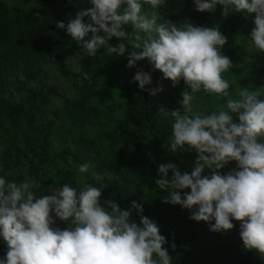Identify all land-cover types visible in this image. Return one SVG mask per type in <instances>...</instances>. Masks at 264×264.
Masks as SVG:
<instances>
[{
	"label": "clouds",
	"instance_id": "1",
	"mask_svg": "<svg viewBox=\"0 0 264 264\" xmlns=\"http://www.w3.org/2000/svg\"><path fill=\"white\" fill-rule=\"evenodd\" d=\"M90 2L92 7L79 11L67 24L57 22L56 27L65 29L91 57L102 47L123 56L125 43L108 44L112 37L122 38L132 46L127 67L147 59L174 87L183 79L190 89L182 92L185 114L170 112L173 122L169 144L174 153L194 149L198 156L190 174H181L174 163L159 165L161 178L155 183L160 189H170L164 202L189 210L197 206L190 219L208 222L213 232L231 230L235 227L232 221H239L245 249L264 257V143L258 142L264 137V100L259 99L262 92L245 89L238 93L239 99H227L225 106L209 115H189L195 93L203 90L229 95L230 85L223 73L233 64L220 51L227 37L217 27L158 23L156 9L164 0ZM194 4L200 12H214L221 5L224 17L233 11L255 13L250 37L254 47L264 52V0H194ZM122 5L126 7L121 14ZM143 5L151 6L150 16L142 12ZM126 25H131L134 35L124 29ZM89 33L90 38L85 39ZM134 82L145 90L152 79L149 73L137 71ZM162 90L149 89L153 96ZM159 111L169 115L163 108ZM232 114L238 116L239 123L234 122ZM231 161L237 162L236 168L221 175L219 170ZM205 168L210 175L202 176ZM88 169L89 164L84 163L78 171L86 173ZM93 176L98 181L104 179L99 173ZM33 187L34 182L6 183L0 178V235L8 245L0 264H172L163 247L166 238L153 220L142 215L143 206L136 201L131 209L121 210L109 199L106 209L101 206V189L91 184H85L79 192L64 184L55 194L40 197L35 196ZM184 189L191 191L182 197ZM132 209L140 216L139 224L131 220ZM53 212L56 218L68 222L66 229L52 227Z\"/></svg>",
	"mask_w": 264,
	"mask_h": 264
},
{
	"label": "trees",
	"instance_id": "2",
	"mask_svg": "<svg viewBox=\"0 0 264 264\" xmlns=\"http://www.w3.org/2000/svg\"><path fill=\"white\" fill-rule=\"evenodd\" d=\"M161 6L166 11L165 23L175 24L177 27H182L185 23L208 28L217 27L222 35L227 37L226 44L231 46L237 45L236 40L246 41L251 38V31L255 27V13L233 11L224 17L221 5H217L214 12L197 11L194 0H164ZM90 7V0H0V121L5 117L15 131L20 130L23 144L18 145L16 138H13L5 151L8 152L12 146L16 156L24 159L36 173L38 169L42 171V163L49 157L48 132L34 124L35 109L47 95L41 89L27 88V82L35 78L41 63L55 59L62 52L78 50L80 44L73 40L65 29L57 28L56 23L67 24L79 11ZM214 15L218 16V21L213 25ZM84 22L88 23L89 18L85 17ZM124 29L130 34L131 25L124 26ZM90 36L91 33L85 39ZM122 41L124 39L112 37L108 44L113 46ZM105 51L102 47L96 55ZM153 69L147 59L137 61L134 66L135 74L137 71H144L150 74L151 79ZM77 78L80 81L77 85V96L75 99L66 100L65 110L76 122L86 125L101 114L98 107L91 102V98L100 92V86L88 70ZM181 81L190 91L185 81ZM242 82L248 88H256L264 82V52L260 51V57L250 63V69ZM147 87L148 85L145 90H131L125 95L121 115L112 126L103 130L99 137L106 140L105 146L111 153V158L118 161L123 159V150L116 148L117 144L132 146L137 157L136 167L145 182L144 187L150 183L153 184L152 188L148 191L143 188L135 189L130 184V176H124L123 181L116 177H106L103 179V186L100 181L89 178L83 186L91 184L100 188L101 206L106 209L108 205L105 201L109 199L119 207L123 203L132 204L133 201L141 204L142 215L153 220L158 225L160 234L166 238L163 247L167 249L172 264H206L208 255L201 253L199 262L194 251L200 249L203 242L207 244L211 240L214 241V232L203 233L200 222L182 214L178 205L165 203L164 197L170 189H160L155 183L161 178L157 167L170 147L169 137L172 135L173 122L170 112L176 108L172 103H159L154 96L147 93ZM8 88L10 91L6 92ZM20 90L28 92L26 100H15L12 97L14 92ZM194 95L202 106L211 105V94L201 90ZM161 108L168 111L169 115L165 116L160 112ZM232 115L234 122L239 123L238 116ZM258 142L264 143V137H259ZM196 154L198 155L197 152ZM6 165L0 158V178L5 179L7 183L10 181L5 173ZM103 165L109 168L113 164L105 160ZM236 166L237 162L231 161L219 172L225 175ZM63 181L76 188L77 192L81 190L68 173H64ZM42 195L48 194L40 187L35 196ZM132 218L137 224L140 223V216L135 209L132 211ZM232 223L235 225L233 229L221 232L226 238L214 242L218 246L214 251L222 257L227 255L234 264H264V257L259 253L245 249L240 237V222L233 220ZM0 246L3 248L0 259H5L8 245L0 239Z\"/></svg>",
	"mask_w": 264,
	"mask_h": 264
},
{
	"label": "rangeland",
	"instance_id": "3",
	"mask_svg": "<svg viewBox=\"0 0 264 264\" xmlns=\"http://www.w3.org/2000/svg\"><path fill=\"white\" fill-rule=\"evenodd\" d=\"M141 2L143 3V0ZM124 7L126 5L121 6V14ZM151 11L150 5H143L142 12H147L150 16ZM156 11L158 23H165L166 11L162 6H159ZM217 21L218 16L214 15L212 24L214 25ZM134 34L131 27L130 35ZM141 35L143 34L141 33ZM120 43H125L126 47L123 56L110 53L106 50L95 57H91L88 56L87 52L80 45L76 52H62L55 59L40 64V69L35 78L27 82V88L35 87L41 89L47 95V98L35 109L34 124L41 130L48 132L50 141L49 157L42 163V171L38 169L36 173L33 167L27 164L24 159L16 156L12 146L8 152L5 151L9 147L10 140L13 138H16L18 145L23 144L21 141V131H15L5 117H2V121H0V158L2 163L7 164L5 173L9 176L8 180L10 182L17 184L24 181L34 182L36 187L31 189L34 194L42 187V189L47 191L48 195H51L55 194L64 184H67V182L63 181L64 173H68L80 189L83 188V183L87 179L92 178L96 180L93 173H99L104 178L116 177L121 181H123L122 178L124 176H130L132 177L130 184L135 189L143 188L144 191H148L152 188L153 184L150 183L144 187L145 182L138 167H136L137 157L132 146L117 144L116 148H122L123 150V159L118 161L111 158V153L108 152L105 146L107 144L106 140L99 137V134L103 130L108 129L109 126H112L118 119V116L121 115L125 95L129 91L139 88L138 82H134V66L131 68L127 67L128 53L132 50V46L126 40ZM236 43V46L225 44L220 49L221 54L229 57L233 64V67L229 71L223 73V78L230 85L228 89L229 95L224 97L213 93L211 94V105L205 106L198 103L194 95L195 99L191 102L193 110L189 115L194 116L197 112L202 115H209L216 108L225 106L227 99H239L238 93L245 89L249 91L259 89L262 92V96L259 99L264 100V82L256 88H248L242 82L243 77L247 75L250 69V63L260 57V50L254 47L251 38L246 41L239 39L236 40ZM118 44L113 46H117ZM87 70L96 78L100 86V92L91 98V102L98 107L101 114L95 120L83 125L82 122H76L74 117L69 116L65 110V104L67 99L76 98L77 85L80 82L77 76ZM152 75V83L148 85L147 93L151 95L149 89L162 87L163 90L158 91L154 96L158 102L161 104L172 103L176 110L180 111L181 115L185 114L181 103L183 99L182 92L188 89L182 81L180 80L174 87L173 82L170 79H165L161 71L153 69ZM9 91L8 88L6 92ZM27 94L28 92L20 90L19 92H14L12 97L15 100H26ZM225 110H227L226 107ZM92 141L93 143H91ZM184 147L187 149L188 145ZM168 149L166 154L162 156L159 165L174 163L181 174H190L194 169L195 160L198 156L194 149L190 151L177 150L175 153L170 150V147ZM105 160H109L113 165L106 168L103 165ZM84 163L89 164V169L86 173H80L78 171L79 166ZM171 175L170 171L169 176ZM204 175H210V170L205 168L202 173V176ZM99 181L103 186L104 181ZM190 191V189L182 190V197L185 192L190 193ZM131 205L123 203L120 209H131ZM196 207L194 206L193 210ZM178 209L188 217L191 216L193 211L182 208L180 205H178ZM51 215L55 220V224L52 225L53 228L58 227L64 230L69 226L68 222L56 218L54 212ZM199 222L201 223L203 233L211 232L208 222ZM213 235L216 238L214 241L211 240L207 244L203 242L200 245V249L194 251L196 259L199 261L200 255L203 253L204 255H208V262L206 264H234L227 255H223L222 257V255L214 251L218 247L214 242L221 241L226 237L221 232H214ZM0 239L4 240L2 235H0ZM2 252L3 248L0 246V254Z\"/></svg>",
	"mask_w": 264,
	"mask_h": 264
}]
</instances>
